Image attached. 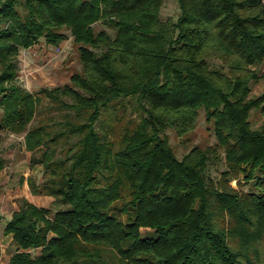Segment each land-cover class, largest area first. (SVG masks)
I'll use <instances>...</instances> for the list:
<instances>
[{
    "label": "trees",
    "instance_id": "trees-1",
    "mask_svg": "<svg viewBox=\"0 0 264 264\" xmlns=\"http://www.w3.org/2000/svg\"><path fill=\"white\" fill-rule=\"evenodd\" d=\"M175 1L172 21L163 0H0V172L3 135H23L50 174L32 193L63 206L22 200L0 216L5 264H264V127L248 120L264 115V90L250 98L264 79V2ZM100 21L114 37L94 31ZM64 31L81 71L39 91L61 120L30 126L41 99L15 82L19 50L57 47ZM125 98L139 121L116 141L94 124ZM200 110L215 143L178 160L163 131L183 137Z\"/></svg>",
    "mask_w": 264,
    "mask_h": 264
},
{
    "label": "rangeland",
    "instance_id": "rangeland-1",
    "mask_svg": "<svg viewBox=\"0 0 264 264\" xmlns=\"http://www.w3.org/2000/svg\"><path fill=\"white\" fill-rule=\"evenodd\" d=\"M264 2V0H263ZM178 9L175 0H163L161 7V17L163 20L174 21L178 15ZM94 31L104 30L109 36L114 37V30L102 21L96 23ZM66 39L57 47L48 46L43 40L29 49H20L17 58V77L16 84L25 92L39 96L41 99L37 108V114L31 121L30 126L43 119L44 123H48L47 117H56L61 120L60 115L64 110L56 107L54 104L46 100L39 91L44 88L60 87L69 83L70 77L81 71V65L78 57L77 46L72 44L69 32H63ZM211 67H218L219 62L215 60L208 61ZM258 73L264 72V64L257 69ZM264 79L261 78L251 85L250 98H255L263 93ZM1 112V111H0ZM139 112L136 108L135 100L121 99L116 103L114 108L109 110H101L98 120L94 124V128L101 134L114 140H119L124 126L134 127L139 121ZM120 118V119H119ZM249 123L251 129L258 130L264 127V115L258 110H252L249 115ZM163 135L168 140L175 157L180 160L189 150L196 147L204 149L215 143L212 132V126L205 122L204 112L198 113L195 128L183 137L175 135L173 130L166 129ZM58 152L56 158H63L65 150L61 149L65 144H51ZM66 148V146H65ZM1 156L4 168L0 172V216L9 219L11 212L17 210L22 200H26L36 207H46L51 212L60 210L62 205L54 202L52 198L44 195H35L32 193L31 184L37 188L40 194L43 193L42 185L50 180V174L40 162L43 148L33 153L25 151L23 135L4 134L1 145ZM224 169L223 162L216 167L209 168V175L213 179H217L218 173ZM249 187L244 186L243 190ZM2 226H0V246L3 255L0 264H5L11 250V237L2 236Z\"/></svg>",
    "mask_w": 264,
    "mask_h": 264
}]
</instances>
